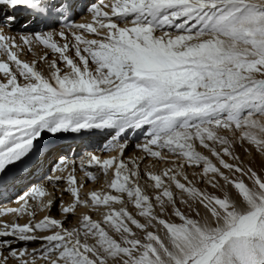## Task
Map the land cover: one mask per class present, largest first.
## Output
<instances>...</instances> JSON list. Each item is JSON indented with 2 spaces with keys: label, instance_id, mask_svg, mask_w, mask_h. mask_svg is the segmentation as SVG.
<instances>
[{
  "label": "snow or ice",
  "instance_id": "snow-or-ice-1",
  "mask_svg": "<svg viewBox=\"0 0 264 264\" xmlns=\"http://www.w3.org/2000/svg\"><path fill=\"white\" fill-rule=\"evenodd\" d=\"M0 5L8 27L19 9L62 24L0 29V190L45 133L107 137L78 159L60 156L16 206H0V264H264V175L235 152L264 154V0H98L81 23L70 19L74 0ZM34 45L53 58L23 59ZM133 139L143 157L125 155ZM145 158L170 166L142 168ZM186 168L213 189L234 188L241 207ZM101 174V189L85 191ZM178 203L224 211L228 228L208 229ZM57 205L59 218L36 219Z\"/></svg>",
  "mask_w": 264,
  "mask_h": 264
},
{
  "label": "bare ground",
  "instance_id": "bare-ground-1",
  "mask_svg": "<svg viewBox=\"0 0 264 264\" xmlns=\"http://www.w3.org/2000/svg\"><path fill=\"white\" fill-rule=\"evenodd\" d=\"M96 2H98V0L91 1V3H96ZM4 14H12V12L6 6L0 5V29H3V31L7 34L20 35V34H25V33H29V32H35V31H48V30L59 31V28H60L59 25H53V24H47V25L38 24V25H35L33 27H30V24H29V26L27 28H25V27L23 28V27L19 26V22H17V24L13 27H8V26L4 25L3 18H1L2 15H4ZM90 21H91V14L88 13L87 11L78 14V18L76 20L77 23L90 22ZM90 38H92V37H90ZM45 52H48V59L51 60L53 58V54L48 49H45L42 45H34L31 49V51H29L27 48H25V51L22 55V58L29 60V61H31L33 59H36L39 61V57L43 56L45 54ZM38 67L41 68L42 70H44L45 72H47V64H45L43 62H38ZM49 135L51 136L53 134L45 133L40 140L35 142L36 147H35L33 153L30 154L31 155L30 157L25 159L23 164H17L15 166L9 167V169H8V173L10 172L9 178L12 177L13 173H15V174L17 173V174L14 175L12 178H10L7 187L4 190H0V194L2 192H4L7 195L10 192V190H13L16 192L14 193V195H11L10 197H7V198L4 195H2V196L0 195V206H12V207L16 206L14 203L15 197L17 195H19L22 191L26 190V188L29 186V184L35 183L38 179H41L43 176H45L49 173L50 169H43V171H42V168L45 167L47 163H49V164L53 163V161L49 162V158H51V155L54 154L53 150L56 147L45 148L44 150H39L40 147L42 146V144H44V146H47V144L51 143V139H48ZM69 136H72V135L69 134ZM137 137H139V133L137 134ZM106 139H107V137L96 134V132H92V133H85L84 132L81 135L75 136L73 138V140H71L70 142H65V144L67 146L72 145L74 147V150H72L70 152L71 154L69 155L70 157L68 156V158L69 159H78L86 151H96L98 149L99 145L102 144L103 142H105ZM140 139H142V137H140ZM137 142H139V139H133L131 141L129 148L126 150V153H125L126 156H128V157H143L144 154L140 150L135 148V143H137ZM61 148H62V146H60L59 149L61 150ZM60 150L56 151V153H55V154H58L57 158H59L60 156H63L60 153L61 152ZM66 151H67V149L64 151L65 152L64 154L67 157ZM35 154L39 155V160L36 161L32 165L34 170L29 172L27 170V167L34 162L33 159H34ZM100 154L105 155V156L109 155V154L110 155H116L115 152H111V153L105 152V153H100ZM150 163L155 164V162L152 161L151 158H145L142 161L141 166H142V168H144L145 166L149 165ZM169 166L170 165H167V164L161 162V163L155 164V167L153 168V170L159 171L160 169H162L164 167H169ZM90 170H92V169H90ZM186 171L188 172L189 179L193 180L198 186V182H197L196 178L199 177L197 174L199 173L200 170L195 169V168H186ZM35 172H36V175H33V173H35ZM77 175L79 177H84V172L80 171L79 168H77ZM22 180H24L26 183L21 182ZM103 184H104V180H103V177L101 174L100 179L98 181H91V180L86 181L85 191H87L89 188L95 189V190H100L101 186ZM203 185H207V184H205L203 182ZM8 186H9L10 190H8ZM207 186H210V185H207ZM61 187H63V185H61ZM227 187L229 188V186H227ZM68 199H69V197L66 195L65 201H67ZM240 203H241V201L237 202V207H241ZM178 206L181 207V209L183 211H185V213L187 215H190V212L187 211L188 209L185 205L178 203ZM117 207H119V205H117ZM130 210L134 211V209H130ZM80 211L83 212L85 210L81 209ZM45 214H50L52 216L59 218L60 214L58 211V205L54 206L50 213H45V212L38 213L36 219L42 218L43 215H45ZM166 218L172 219L175 222H179V219L172 215L171 209H169V215ZM7 219L11 221L15 218L11 214H9ZM27 219H28V217L25 216L24 218L20 219L19 222L24 223V222H26ZM212 220L216 221L214 215L210 216V221L209 220L208 221L211 222ZM229 220H230V218L226 215V219L225 220H219V224H217V226L209 224V226H206V227L208 229H221V230H223V229L228 228ZM72 223H75L74 219L69 221V225H71ZM160 235L162 236V238H166V234H165L163 229L160 230ZM24 246L25 245L22 243V244L18 245L17 247H24ZM27 247L29 250H31L33 248L38 249L40 247V244L38 242H28Z\"/></svg>",
  "mask_w": 264,
  "mask_h": 264
},
{
  "label": "rangeland",
  "instance_id": "rangeland-1",
  "mask_svg": "<svg viewBox=\"0 0 264 264\" xmlns=\"http://www.w3.org/2000/svg\"><path fill=\"white\" fill-rule=\"evenodd\" d=\"M248 147L249 146L247 144H244L243 146L237 144L235 147V152L237 155L240 156L241 160L243 161V163L246 166H251L258 173H260L261 175H264V154L258 153L254 149L251 151H246V149H248ZM196 180L198 182V187H200L202 189H206L207 191L213 192L217 195H222L223 193L221 191H227L236 203L238 201H241L240 195L231 186H229V188L226 186L225 189H221V191H219L217 189H213L211 186L203 185V182H202V180H200L199 177L196 178ZM220 183L222 185L224 184V182L222 180ZM187 209H188L187 211L190 212V216L198 219L200 221V223L202 225H205V226H209V224L217 226V224H219V220H225L226 219L225 212L224 211H218L214 215L216 221L212 220L211 221L212 223L209 222L210 216H212L213 214L207 208H204L202 205H198L195 203H192V206L189 208L187 207ZM197 212H199L198 216L196 215Z\"/></svg>",
  "mask_w": 264,
  "mask_h": 264
}]
</instances>
